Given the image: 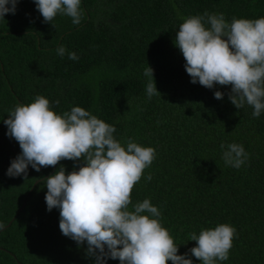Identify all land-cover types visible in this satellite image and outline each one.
<instances>
[{
  "label": "trees",
  "instance_id": "trees-1",
  "mask_svg": "<svg viewBox=\"0 0 264 264\" xmlns=\"http://www.w3.org/2000/svg\"><path fill=\"white\" fill-rule=\"evenodd\" d=\"M81 9V24L58 15L53 26L43 21L34 0H20L16 14L0 21V264H94L86 242L80 247L64 236L59 210L49 212L45 202L42 178L61 165L70 173L79 162L63 160L39 172L29 166L26 181L7 175L21 149L3 120L38 95L59 114L75 106L90 111L114 125L122 143L131 138L155 148L156 159L132 200L151 198L161 207L178 254L196 246L189 233L228 223L238 237L229 259L218 264H264V113L254 118L251 107L237 109L228 98L230 86L191 83L174 44L187 17L207 11L223 13L228 22L258 19L264 17V0H81ZM60 46L79 59L57 55ZM148 65L161 93L151 100L143 75ZM216 91L224 92L222 100ZM233 142L250 153L239 169L222 159L221 143Z\"/></svg>",
  "mask_w": 264,
  "mask_h": 264
},
{
  "label": "clouds",
  "instance_id": "clouds-1",
  "mask_svg": "<svg viewBox=\"0 0 264 264\" xmlns=\"http://www.w3.org/2000/svg\"><path fill=\"white\" fill-rule=\"evenodd\" d=\"M20 0H0V21L9 13L16 14ZM45 23L58 15L81 24V0H34ZM54 26V24H53ZM182 53L185 70L191 83L208 89L216 85L230 86L228 98L237 108L249 106L252 116L264 113V17L236 18L231 22L223 13L187 17L180 24L174 39ZM57 55L78 60L75 52L64 46ZM145 93L149 100L161 95L148 65ZM224 92L216 91L217 100ZM59 105V101H55ZM3 120L7 135L18 142L21 153L11 161L9 177L23 175L28 179L31 166L37 172L55 167L63 160L79 162L69 173L65 166L42 178L47 188V210H59L62 234L87 247L85 254L94 264H107L108 259L120 264H193L195 257L202 264L227 261L237 229L222 223L189 233L196 246L183 255L170 230L163 226L160 206L151 198L133 203L132 193L156 159L153 147L141 146L131 138L125 143L116 139L114 125L93 115L83 107L57 113L53 103L43 95L29 104H17ZM225 165L241 168L250 156L242 144L221 143ZM149 173L147 181H151ZM5 225L0 223V229Z\"/></svg>",
  "mask_w": 264,
  "mask_h": 264
},
{
  "label": "water",
  "instance_id": "water-1",
  "mask_svg": "<svg viewBox=\"0 0 264 264\" xmlns=\"http://www.w3.org/2000/svg\"><path fill=\"white\" fill-rule=\"evenodd\" d=\"M41 180H38L37 182H36V184L35 185H37L39 182H40ZM25 204H26V202L24 203V206H25ZM12 223V222H11ZM10 223V224H11ZM10 224L7 226V227H9L10 226Z\"/></svg>",
  "mask_w": 264,
  "mask_h": 264
}]
</instances>
